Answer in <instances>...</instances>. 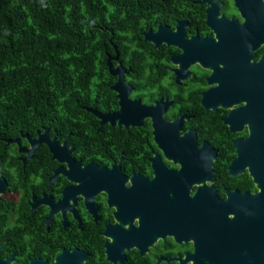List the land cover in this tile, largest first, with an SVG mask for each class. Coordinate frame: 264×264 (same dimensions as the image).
I'll list each match as a JSON object with an SVG mask.
<instances>
[{"label": "flooded vegetation", "instance_id": "flooded-vegetation-1", "mask_svg": "<svg viewBox=\"0 0 264 264\" xmlns=\"http://www.w3.org/2000/svg\"><path fill=\"white\" fill-rule=\"evenodd\" d=\"M101 2L110 78L102 109L86 108L112 113L119 93L138 102V118L100 126L94 115L87 157L70 131L1 138L0 264H212L210 248L247 246L264 212V38L220 47L243 54L225 76L199 54L228 45L244 20L252 30L264 0L245 17L237 0ZM107 58L122 71L116 88ZM44 128L60 148L65 139V157L42 143L48 157L36 155L40 145L25 157L7 141L28 148Z\"/></svg>", "mask_w": 264, "mask_h": 264}, {"label": "trees", "instance_id": "trees-1", "mask_svg": "<svg viewBox=\"0 0 264 264\" xmlns=\"http://www.w3.org/2000/svg\"><path fill=\"white\" fill-rule=\"evenodd\" d=\"M101 1L0 0V158L7 156L1 138L42 127L70 131L89 156L97 123L86 107L102 109L110 78ZM36 153L49 155L43 145Z\"/></svg>", "mask_w": 264, "mask_h": 264}, {"label": "water", "instance_id": "water-1", "mask_svg": "<svg viewBox=\"0 0 264 264\" xmlns=\"http://www.w3.org/2000/svg\"><path fill=\"white\" fill-rule=\"evenodd\" d=\"M250 3L253 4L254 0H237V4L243 16L245 13L246 15H248V12H250V10L253 8L250 6ZM261 11L263 13V16H261V18L252 16L253 18L252 30H250L247 22L244 20L237 30L228 32V34H230L231 37L230 40L231 42H229L228 45L219 42L214 44H208V43L204 44V47L201 49V56L199 54V59L202 61L203 64L210 65L213 67L212 74L219 75L218 71L220 70L223 71L222 75L225 76L226 73H229V68H230L229 62H231L233 56L243 55L242 53L235 51L222 52L220 47L231 46V49H234L235 47L244 48L249 45L248 41L250 35L257 37L260 36L264 38V9H261ZM218 60L224 63L226 67L224 66L225 68L217 69L215 67V63ZM108 61L109 60L107 58L106 62L109 68V72L112 75L117 74V81L113 86L114 88H116V83L120 82L122 71L117 69H110V64ZM117 96L119 97L118 102L120 106L116 111L112 113L102 114L96 109L86 108V110L90 111L93 115H95L98 118L100 126L103 125L105 116L110 118L111 124H114L115 117L118 118L117 121L115 122V124L117 125L123 124L126 126L127 124H133L134 122H136L138 117L135 113L137 112V109H140L138 102L134 100L129 102L126 99H124L121 95H119V93L117 94ZM7 141H15L18 144V150L26 152L25 157L30 156V152H32L34 148L40 145L41 143L46 145L48 151L51 153V158L65 157L64 152H62L66 146L65 139L63 140V144L60 148L56 142V138L54 135L51 138L47 136V128H44L41 132H38L35 138L32 139L28 138V142L30 144V147L28 148L21 147L19 145L18 138ZM224 230L225 228L223 226L220 227V230L217 227H215V231H217V233L219 234H222ZM224 239H226V237H224ZM208 257L210 258L211 260L210 262L212 264H264V212L260 214V219L258 220V223L253 226L252 238L251 240H249L247 246L237 245L233 251L232 245L227 244L225 240H222L220 243H216L210 248ZM197 264H203V263L198 262Z\"/></svg>", "mask_w": 264, "mask_h": 264}]
</instances>
